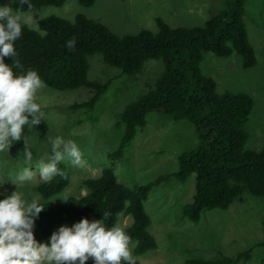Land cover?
Masks as SVG:
<instances>
[{"label": "trees", "instance_id": "obj_1", "mask_svg": "<svg viewBox=\"0 0 264 264\" xmlns=\"http://www.w3.org/2000/svg\"><path fill=\"white\" fill-rule=\"evenodd\" d=\"M66 0H30L32 11L43 6L60 7ZM94 0H77L90 7ZM13 8L21 6L19 0H0ZM245 0H227L222 10L210 17L203 26L172 28L160 18L155 19L157 31L141 30L135 35L117 37L104 25L82 15L72 21L45 17L37 21V31L22 28L15 48L24 70L38 73L44 85L57 91L84 87L93 90L91 98L74 104L70 110L91 111L104 94L108 84H97L86 79L87 58L99 54L104 64L120 70L122 75L133 76L148 60H160L163 73L154 87L136 101L127 104L118 116L116 128L120 131L119 144L109 160H119L139 129L145 126L149 113L186 121L194 127L196 146L177 156L174 173L156 177L145 184L126 188L119 184L112 168L102 169L99 177L84 179L87 193L81 198H68L62 204L43 202L34 223V236L46 241L53 228L60 224L75 223L81 218L102 219L106 227L116 224L117 216H130L131 224L125 230L134 241V256H141L156 248L148 233L150 218L143 204L153 187L171 180L185 182L194 175V195L190 203L181 208V217L197 223L205 211L225 210L246 192L264 196V145L258 152L245 149L248 139L245 124L253 103L243 93H217L212 79L200 70L203 53L217 57L240 56L242 67L255 65L254 52L249 45L243 23ZM73 40L72 49L67 41ZM5 63H11L5 58ZM14 73L19 72L13 69ZM62 175L40 183L36 190L47 200L60 193L69 183L67 167L58 164ZM260 246L264 248L263 237ZM249 251L234 257L215 260L191 259L184 264H237L249 259ZM92 264V260L86 261Z\"/></svg>", "mask_w": 264, "mask_h": 264}, {"label": "rangeland", "instance_id": "obj_2", "mask_svg": "<svg viewBox=\"0 0 264 264\" xmlns=\"http://www.w3.org/2000/svg\"><path fill=\"white\" fill-rule=\"evenodd\" d=\"M226 1L94 0L90 7H83L77 0H66L60 7L43 6L29 13L34 19L27 27L37 31V21L42 18L51 16L72 21L79 14L101 23L117 37L135 35L141 30L155 33L157 18L172 28L201 27L222 10ZM243 23L255 65L243 68L240 56L235 53L217 57L206 52L202 54L200 70L213 80L217 93H243L251 98L253 106L245 124L248 136L245 149L258 152L264 145V0H245ZM87 65L89 82L108 84L91 111H73L70 107L88 101L93 90L79 87L57 91L44 85L37 93V102L45 113L44 121L33 126L31 133L27 126H22V136L29 135L28 145L33 150V160L27 165L30 170L35 171L38 161L50 154L47 138L57 135L78 145L82 163L75 166L70 160L62 162L67 167L69 183L47 200L36 190L43 182L37 173L30 184L18 189L28 198L35 196L41 203L54 204L81 198L87 193L82 181L99 177L104 168H112L117 182L126 188L145 184L176 172L177 156L196 146V134L190 123L152 112L146 116L145 126L124 149L122 158L109 160L107 154L119 144L120 131L116 128L119 114L127 104L154 87L163 73V65L160 60H148L133 76L122 75L120 70L104 64L99 54L90 55ZM23 148L22 140L14 142L9 155L0 156V177L6 178L25 166L20 153ZM4 188L9 194L15 190L10 183ZM193 195V174L183 183L171 180L150 190L143 207L150 218L147 231L155 240L156 248L141 256H134L132 252L134 264H184L191 259L234 257L245 251H249V259L237 264H264V248L260 246L264 196L243 192L227 209L205 211L197 223H192L181 217V208L191 202ZM130 224V216H117L116 225L122 229ZM61 225L72 224H60L52 232ZM134 245L130 241L132 251Z\"/></svg>", "mask_w": 264, "mask_h": 264}, {"label": "clouds", "instance_id": "obj_3", "mask_svg": "<svg viewBox=\"0 0 264 264\" xmlns=\"http://www.w3.org/2000/svg\"><path fill=\"white\" fill-rule=\"evenodd\" d=\"M21 6L15 10L8 3H0V156L9 155L14 142L23 141L24 167L0 177V264H134L130 248V236L120 226L106 227L102 219L89 222L81 218L70 227L61 225L46 241L34 236V223L43 204L35 197L28 198L22 185L30 184L34 175L49 182L54 176L62 175L58 164L70 160L72 165L82 163L81 151L72 140L61 136L48 137L50 154L42 157L35 171L27 165L33 160V150L28 145V136H22V126L32 132L33 126L45 119L42 106L37 102L38 90L44 82L34 70H24L15 48V42L34 18L29 15L33 5L30 0H19ZM69 49L74 41H67ZM10 58L11 63H5ZM13 69L19 70L14 73ZM18 153V154H20ZM19 159V155L17 156ZM6 183L14 186L8 193Z\"/></svg>", "mask_w": 264, "mask_h": 264}, {"label": "crops", "instance_id": "obj_4", "mask_svg": "<svg viewBox=\"0 0 264 264\" xmlns=\"http://www.w3.org/2000/svg\"><path fill=\"white\" fill-rule=\"evenodd\" d=\"M92 221H93V220H92ZM92 221H91V222H92Z\"/></svg>", "mask_w": 264, "mask_h": 264}]
</instances>
